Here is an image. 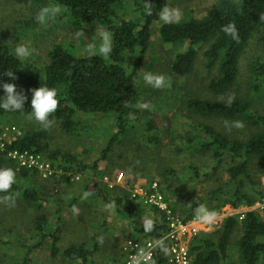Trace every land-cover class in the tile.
<instances>
[{"label": "trees", "instance_id": "16d2710c", "mask_svg": "<svg viewBox=\"0 0 264 264\" xmlns=\"http://www.w3.org/2000/svg\"><path fill=\"white\" fill-rule=\"evenodd\" d=\"M145 2L151 3V15H148L144 8ZM36 3L37 8L18 20L15 26H0V102L4 98L3 82L14 83L17 91H22L27 96L23 110L5 111L0 107V118L6 123L15 122L18 125L19 116L29 117L31 90L42 85L58 89L59 107L49 119L58 123L66 134L73 135L78 131V114H91L93 117L111 116L113 125L111 128H104L106 143L102 144L99 157L88 166L71 153L59 149L48 151L50 132L32 118L31 126L23 128V134L6 148L40 153L62 172L73 170L80 172L82 176L86 172L88 180L81 178L83 182L79 183V190L64 208L63 199L59 195L46 198L39 183L37 188L31 184L29 175H35L37 171L23 167L16 170L17 163L11 160L5 151H0V168L11 167L16 172V182L8 193L0 192V196L13 195V192L19 190L26 201L52 203L56 208L55 220L59 223L63 212L67 211L68 207H76L77 199L83 197L85 192H90L86 199L83 198L85 202L82 206L86 205L88 209V204L91 206L88 199L95 196L104 204L114 205L116 211L122 212L130 220L133 230L143 234L142 239L159 238L166 231L167 225L163 212L155 207L143 205L140 200L130 199V191L135 183L132 184V181L137 178H143L146 182L155 181L156 178L161 192L164 190L167 196L175 195L182 203L179 212L184 221L194 217V209L198 203H208L209 209L217 211L220 215L225 211H233L242 204L250 205L264 198L260 183V179L264 177V113L255 112L251 107L252 100L239 96H234L231 106H227L229 97L224 96L236 82L240 72L239 59L246 47L253 40L264 47V19L260 18L264 13V0H218L205 15H185L179 22L172 24H164L159 20L160 9L167 5V0H36ZM48 3L59 4L66 24L77 32L89 25L110 31L113 34L111 54L107 57L76 54L72 43L70 48H67L64 42L58 41L52 42L44 59L36 58V55L32 57L31 62L27 57L17 58L14 54L17 43L26 39V34L33 36L37 30L38 35L39 31L47 28L38 23L35 16ZM56 18L60 19L59 16ZM158 22L160 42L179 50L171 55L170 61L168 60L170 75L177 79L185 78L193 69L198 48L206 45L203 51L205 68L208 72L215 70L216 73L215 80L208 84V90L212 95L219 96V99L212 100L191 92L181 96V99L174 98L173 103L181 101L184 107L182 109L186 111L188 122L184 123V126L195 131L184 130L185 133L181 135L177 129L166 128L167 131L176 133L173 134L169 145L162 144L161 136L156 132L157 127L160 129L159 126L151 119L141 117L137 107L138 104L147 102L153 109L157 102L160 103L155 100L159 98V92L154 93V99L146 97L145 89L137 88L136 77L141 69L143 56L150 47L152 26ZM229 22L235 23L239 42L222 31V27ZM248 67L251 76L249 89L253 95L260 97L264 87V62L255 58ZM6 70L13 71L17 78L11 80L3 75ZM171 85L173 89L176 88L174 82ZM16 117L18 120L14 121ZM237 120L242 121L250 131L241 138L235 131L234 138H229L224 132V122L231 124ZM85 122L86 120L83 123ZM217 122L219 124H216ZM168 134L166 133L165 137ZM115 144H119L122 149L116 154L111 150ZM163 145L165 152L176 161L183 150L193 156L199 152L207 155L201 157L200 165L197 162L190 164L191 160L187 162L185 182L197 179L205 173L201 169L205 165L211 166V170L203 174L207 179L213 177L219 169H224L228 179L207 189L203 197L194 196L183 188L171 190L170 186L164 185V176L175 177L176 171L171 165L164 167L163 158L159 157L158 153V147L163 148ZM225 159L229 160V164L223 167ZM100 160L106 162L100 177L108 176L110 181L115 178L116 169L129 171L133 175L132 181L126 180L125 185H128L130 190L118 185L109 188L101 179L92 178L97 175ZM211 162L214 164L211 165ZM56 175L60 176L58 178L61 183L73 184L64 174H53L49 178H55ZM110 175H113L112 178ZM60 182L56 180V183ZM225 205L229 207L225 208ZM38 208H42L41 205ZM171 210L175 211L174 208ZM148 214L158 216L154 218V230L146 233L138 221ZM33 223L39 238L31 244L19 245L23 250V258L19 264H28L29 255L49 241V258L61 256L62 264H99L97 255L94 254L99 246L97 243L93 242L91 248L76 245L73 241L66 246L59 245L58 236L62 230L59 224L54 230L46 231L45 216H37ZM214 226L218 227L213 232L207 235L197 234L191 238L189 264H259L260 258L264 256V219L257 212H247L241 221L234 215H226L220 223L217 218ZM235 233V255L238 262L230 260L228 254V246ZM94 237L96 240L99 236L97 234ZM129 237L137 236L132 234ZM165 244L167 245L166 241ZM8 245L15 246L0 237V249L5 251L4 246ZM103 248L107 249L106 246ZM112 254L114 262L119 264L121 259L122 263L121 247L120 255L117 256V252L113 251ZM168 254L169 252L164 253L159 249L153 259L156 264H168ZM93 257L96 258L95 261Z\"/></svg>", "mask_w": 264, "mask_h": 264}, {"label": "rangeland", "instance_id": "374dc122", "mask_svg": "<svg viewBox=\"0 0 264 264\" xmlns=\"http://www.w3.org/2000/svg\"><path fill=\"white\" fill-rule=\"evenodd\" d=\"M167 5L170 7L179 8L181 11V18L185 15H193L196 17H200L208 13L212 7H214L215 3L218 0H167ZM53 5L51 3L46 4L45 6ZM44 6V7H45ZM39 7V5H38ZM37 8L36 0H0V26H15V23L18 20L24 18L26 15L30 14L32 9ZM35 12L37 10H34ZM63 11V10H62ZM57 16L60 19L55 18V20L46 21L44 24L47 28L43 29L42 32L39 31L37 35V30L35 34L32 36L31 34H26L21 41L17 43H28L33 49L32 54L27 57L28 61H32V57L36 55V58L44 59L46 51L49 49L52 42H64L67 48H70V43H72V48L76 51V54H85L86 48L90 43H96L97 47L99 45L100 39L96 34L99 28L88 26L84 27L81 31H75L71 27H68L65 21V15L62 13ZM160 26V22L156 23L152 26V36L150 39V47L149 50L144 54L141 69L139 70L137 77V88L140 90L141 87L145 89L146 97H155L154 93L159 92V98L155 99L160 101V103H156L154 108L151 109H141L139 108V115L141 117H146L151 119L157 127V134L161 136L162 144L169 145L173 134H176L175 131H167L166 128L170 130L177 129L181 135L185 133V131L190 130L184 126V123L188 122L186 118V111L184 112V107L181 104V101H176L173 103L174 98L181 99V96H186L193 93H197L203 98H208L212 100L219 99V96H214L208 90V84L215 80L216 73L215 70L208 72L205 68V58L203 56V51L206 48V45H202L197 50L196 59L193 65L192 71L186 75L185 78H175L173 75L171 76L169 73L168 62L170 61V57L176 51H179L172 45L163 44L158 39L157 29ZM181 50V49H180ZM258 58L264 62V47L258 44L255 40L251 41L250 45L246 47L245 51L241 55L239 59V69L240 72L236 79V82L229 89V91L224 94L225 97L230 96H239L242 98H249L252 100V109L256 110L255 112L264 113V87L261 90L262 94L260 97L257 95H253L249 89V85L251 82V76L249 74V64L252 60ZM169 60V61H168ZM146 72H151L155 74H164L166 78L170 80V86H165L161 89H156L147 85L144 82V74ZM175 80V81H174ZM175 83V89L172 87V83ZM154 95V96H152ZM223 97V96H220ZM154 99V98H153ZM149 100V98H148ZM147 103V102H145ZM142 104V103H140ZM183 108V109H182ZM30 117V116H29ZM28 116H19L20 120L18 121V125L15 122L11 124L6 123L2 119L3 128L6 126L12 127L14 126L16 129L23 134V128L25 129L27 125L31 126V121L33 119ZM78 123V131H76L73 135L66 134L59 127L58 123H54L49 129L50 136L48 138V151L59 149L63 152H68L74 155L79 161H82L83 164L91 165L92 161L95 158H98L100 155V150L102 144L105 145V129L111 128L113 125V118L111 116H96L93 117L91 114H78L76 116ZM142 118V121H143ZM16 117L14 121H17ZM86 120L85 123H83ZM216 124H219L218 122ZM3 128H0V139L2 141L5 140ZM224 131L229 138H234L233 133L236 131L239 138L245 137L250 129L247 126H244L242 129H237L235 127H224ZM27 129V128H26ZM185 130V131H184ZM101 131L102 134L101 135ZM195 131V130H194ZM192 131V132H194ZM64 132V133H63ZM184 132V133H183ZM169 133L167 137L165 134ZM235 133V134H236ZM105 136V137H104ZM165 137V138H164ZM125 141V139H124ZM126 142V141H125ZM127 143V142H126ZM130 144V143H128ZM164 147H158L159 157H162L164 167L167 165H171V168L176 171V176H164V185L170 186L172 188L178 189H186V191L191 192L194 196H205V192H207L210 187L216 186L217 184H221V181H226L228 179L227 173L224 169H219L217 173L208 178L203 176V174L209 172L211 170V166L208 165L206 167L202 166L201 176H198L197 179H193L192 181L185 182L184 177L187 174L186 166L187 162L191 160L193 164L198 163L201 164V157H206V154L195 153L188 154L185 150L177 157V161L170 157L165 151ZM119 144H115L111 149L112 152L119 153L122 149H120ZM111 155V153H110ZM45 157V155H43ZM46 158V157H45ZM15 164V162H13ZM106 162L104 160H100L98 162V171L97 175H94L92 178L101 179L102 182L107 183V187L111 188L113 185H118L119 187L126 188L130 190L128 185H125L126 180L132 181L131 173L125 169H116L115 178H110L113 180H108V176H101V172L104 171ZM214 162H211V165ZM229 164V160L225 159L223 167ZM16 170L20 169V167L16 164ZM124 171V172H122ZM118 173L123 174V180L121 183L117 181ZM35 175H29L31 184L35 185L37 188V184H40L41 191L46 198H54L59 195L63 199V207L65 208L66 203L69 202L76 195V191L79 183H82L83 179L88 177L86 176V172L84 176L81 175L79 180H75V182L71 179H68L70 182H73L72 185H67L61 183L59 181L60 176H55V178L42 177L38 172L34 173ZM114 174V173H113ZM140 179L132 181V184ZM56 180L60 183H56ZM77 181V182H76ZM155 181L156 178H155ZM23 185L25 183L23 182ZM92 186V183H90ZM81 189V188H80ZM132 190V189H131ZM131 192V191H130ZM22 192L19 190L13 192L15 194V203L13 206H9L6 203H0V237H3L4 240L11 242L15 246L8 245L4 246L5 251L0 249V264H19L23 258V250L19 248L21 244H31L38 240L39 235L37 234L35 225L33 220L37 218V216H45L47 227L46 231H52L57 226L60 225L61 231L58 236L57 244L66 246L73 241L76 245H85L88 248L93 246V242L97 243L98 249L94 251V254L97 255V260L99 264H117L112 260L114 256L112 251L117 252V256L120 255V245L122 241L134 234V236H142L143 234H138L133 230V225L130 223V220L122 213L116 211L114 206L107 205L106 203L100 202L98 197H93L88 199V209L82 204L85 202L83 197L77 199L76 207L67 208V211L63 212L61 217V221L57 223L55 220V205L52 203H32L30 201H26L22 197ZM78 193V192H77ZM162 193L165 195V198L171 208H174V213L178 216L180 215L179 208L182 206L180 200L175 195L167 196V193L163 190ZM3 197V196H0ZM24 199V200H23ZM132 199V197H130ZM133 200V199H132ZM42 208H38L39 205ZM209 208L210 205L206 204ZM83 207V208H82ZM93 207V208H92ZM146 207V206H145ZM149 207V206H148ZM229 205H225V208H228ZM178 212H177V211ZM159 214V212H158ZM158 214L152 215L148 214L146 216L157 217ZM160 215V214H159ZM219 216V215H218ZM222 219L219 220V223ZM138 224H142V219L138 221ZM219 226V225H218ZM218 226H205L197 223V228L199 229L197 234L207 235L213 232ZM9 229V230H8ZM98 234V238H102V243L97 238L95 240V235ZM237 239V234L235 233L232 237V242L228 246V254L231 257L230 260L233 262H238L237 256L235 255V241ZM264 241V239H262ZM49 241V240H48ZM50 242V241H49ZM49 242L44 243L40 248H37L29 255L28 264H62L61 256H57L56 258H49ZM191 243V240L190 242ZM103 246H106L107 249H104ZM22 250V251H21ZM93 254V256H94ZM95 261L96 258L93 257ZM121 263V259H119ZM119 263V264H120ZM259 264H264V256L260 258Z\"/></svg>", "mask_w": 264, "mask_h": 264}, {"label": "clouds", "instance_id": "9594fccd", "mask_svg": "<svg viewBox=\"0 0 264 264\" xmlns=\"http://www.w3.org/2000/svg\"><path fill=\"white\" fill-rule=\"evenodd\" d=\"M144 8L146 9L148 15L152 14V6L150 2H145ZM61 11L62 8L59 4L45 6L39 10L35 19L38 23L44 25L46 21L55 19ZM181 16L182 14L179 8L170 7L168 5L162 6L159 12V20L164 24L179 22ZM260 18L264 19V13L261 14ZM222 31L239 42L238 30L234 22H229L224 25L222 27ZM96 34L100 39L99 45L97 47L96 43L88 44L86 48L87 55L90 57L95 55L103 57L109 56L113 49V34L104 28H99ZM32 51L33 49L30 44L21 43L14 49V54L17 58L23 59L29 57L32 54ZM3 75L9 77L11 80H15L17 78L15 73L11 70H6ZM144 82L156 89L170 86L171 83L164 74H155L151 72H146L144 74ZM2 87L4 90V98L2 102H0V107H2L5 111L23 110L27 96L22 91H17V86L14 83L3 82ZM31 91V115L29 118H34L43 129L47 130L55 123V121L49 119V117L54 114L59 107L58 89L41 85ZM234 98V96H230L226 101V105L231 106ZM137 107L141 109H149L150 105L148 103H142L138 104ZM0 121L2 124V118H0ZM224 123L226 127H229V129L231 127L242 129L245 126L244 123L239 120L233 121L231 124H229L228 121H225ZM15 182L16 172L14 169L11 167L0 168V192L8 193ZM90 194V192H85L83 198L86 199ZM0 203H6L9 206H13L15 203V194L0 197ZM218 215L217 211L210 210L204 203H198L194 209V219L201 225H214L217 221ZM142 225L146 233L152 232L155 228L154 217L145 216L142 219ZM98 239L102 243V238ZM166 239L167 237H163L153 241L148 248H139L135 254L129 257L128 264H156V261L152 257L151 250L159 248L162 252L167 253L168 246L165 244Z\"/></svg>", "mask_w": 264, "mask_h": 264}, {"label": "built area", "instance_id": "2783aa9c", "mask_svg": "<svg viewBox=\"0 0 264 264\" xmlns=\"http://www.w3.org/2000/svg\"><path fill=\"white\" fill-rule=\"evenodd\" d=\"M0 128L3 126L0 121ZM4 141L0 139V151H5L6 155L17 163L19 167L37 171L42 177H50L53 174H64V176L71 180H79L81 173L73 170L62 172L61 169L54 167L51 163L40 153H34L27 150H18L17 148H6L12 142L22 135L14 126H6L3 128ZM123 174L118 173L117 181L121 183ZM261 188L264 190V177L260 179ZM131 197L135 200H140L142 204L147 207H155L158 211L163 212L165 222L167 225L166 231L157 239H142L141 236L125 238L120 247L123 255L121 264H128L129 257L135 254L139 248H148L153 241L163 237L168 246V264H189V242L191 238L197 235L199 229L194 217L190 220L184 221L176 213H173L168 202L164 198V194L158 189L157 182H146L145 179H140L133 184L131 190ZM249 211L257 212L262 219H264V198L255 201L250 205L242 204L233 211H225L221 213L219 220L226 215L236 216L238 221H241L245 214ZM159 248L152 249V257L156 255Z\"/></svg>", "mask_w": 264, "mask_h": 264}]
</instances>
